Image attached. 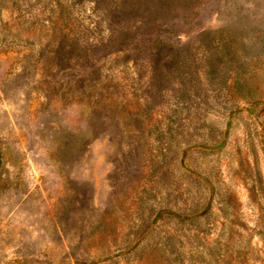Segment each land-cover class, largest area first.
<instances>
[{"label": "rangeland", "instance_id": "obj_1", "mask_svg": "<svg viewBox=\"0 0 264 264\" xmlns=\"http://www.w3.org/2000/svg\"><path fill=\"white\" fill-rule=\"evenodd\" d=\"M0 156V264H264V0H0Z\"/></svg>", "mask_w": 264, "mask_h": 264}, {"label": "trees", "instance_id": "obj_2", "mask_svg": "<svg viewBox=\"0 0 264 264\" xmlns=\"http://www.w3.org/2000/svg\"><path fill=\"white\" fill-rule=\"evenodd\" d=\"M0 171H1V156H0ZM210 206V205H209ZM209 206L206 207L207 210H209Z\"/></svg>", "mask_w": 264, "mask_h": 264}]
</instances>
